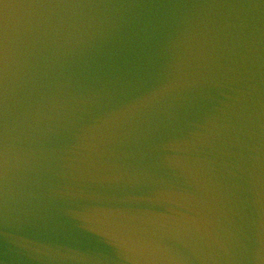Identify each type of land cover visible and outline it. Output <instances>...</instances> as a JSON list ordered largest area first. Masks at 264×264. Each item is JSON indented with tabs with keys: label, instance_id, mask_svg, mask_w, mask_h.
<instances>
[{
	"label": "water",
	"instance_id": "water-1",
	"mask_svg": "<svg viewBox=\"0 0 264 264\" xmlns=\"http://www.w3.org/2000/svg\"><path fill=\"white\" fill-rule=\"evenodd\" d=\"M0 264H264V0H0Z\"/></svg>",
	"mask_w": 264,
	"mask_h": 264
}]
</instances>
